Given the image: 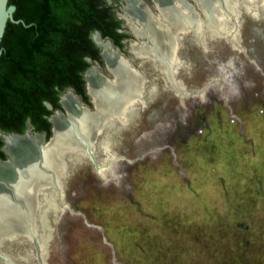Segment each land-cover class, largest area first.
<instances>
[{"label": "rangeland", "instance_id": "1", "mask_svg": "<svg viewBox=\"0 0 264 264\" xmlns=\"http://www.w3.org/2000/svg\"><path fill=\"white\" fill-rule=\"evenodd\" d=\"M108 2L123 13V0ZM257 4L237 0L232 13L213 19L215 25L194 0L187 4L198 11L200 24L172 32L171 40L179 57L171 70L184 95L172 90L154 59L145 58L150 61L138 70L141 104L96 133L99 172L87 152L64 155L58 188L73 172L62 196L57 184L41 189L35 234L19 228L2 235L0 243L22 234L23 245L8 241L11 255L1 264H39L42 248L44 264H264V30L247 22L240 50L209 42L230 34L242 12L264 19V3ZM160 12L158 7V24L169 28ZM199 41H208L206 53L199 45L191 48ZM123 53L131 56L127 48ZM101 68L109 74L105 63ZM103 86V96L114 92L113 85ZM162 94L168 95L165 105ZM58 198L66 210L57 216Z\"/></svg>", "mask_w": 264, "mask_h": 264}, {"label": "bare ground", "instance_id": "2", "mask_svg": "<svg viewBox=\"0 0 264 264\" xmlns=\"http://www.w3.org/2000/svg\"><path fill=\"white\" fill-rule=\"evenodd\" d=\"M128 1L131 3L134 19L138 22L142 21L141 24H144L141 14L136 10L135 4H133L134 0ZM156 1L158 2L160 13L168 23L166 27L169 28L153 26L149 28L151 29L150 34L147 30H143V27H145L143 25L139 28L133 27V30L141 39L138 43H135L137 42L136 40L133 42L135 44H130L131 51L139 58L154 59V65L158 69L164 70L168 79H170L169 82L167 81L169 85L184 95L183 89L179 90L177 88V81H175L174 72L171 70L172 66L177 63V58H179L175 52V44L171 43L172 32L196 30L200 24L199 14H196L198 11H195L193 6H187L182 0H167L165 5L163 0ZM253 1L260 5L264 3V0ZM196 2L205 15L209 17L207 21L211 22L210 25H215L216 22L213 19H218L219 16L226 13H232V8L235 7L237 0H196ZM156 21L160 22L158 19ZM95 40L105 50L104 57L114 77L111 80L106 79L96 69H91L95 67H90L87 70L86 80L88 89L91 92L90 95H93H91L92 99L95 98V111L89 113L87 110H80L78 104L77 106L75 104V97L73 98L69 92L63 97L62 101L70 119H64L65 117L62 115L61 117L58 113H56L58 115H53L52 121L54 123L55 136L50 145L48 144L49 146H43L40 143V139L38 141V139L30 137L11 136L7 139L5 150L9 153L10 160L8 159L7 163H0L2 181L0 182V239L2 235H7L12 230L19 228L23 229L27 234H35L33 223L38 209L39 195L44 189L43 187L57 184L63 168L62 158L64 155H69V152L73 150L83 151L80 154L87 152L88 154L83 155L94 162L99 172L94 153L95 149L92 148L96 133L103 126H111L112 119H114L113 121L123 119L126 108L127 111L130 107L135 109L142 102L143 76L138 70L136 71L132 68L131 63L116 56L115 58L112 57L114 56L112 50L107 51L106 49L109 44L105 43L98 35ZM147 48L150 49L149 52L151 53H147ZM147 61H150V59H146L145 62ZM98 76L102 80L101 82H99ZM103 80L107 85H113L114 92L111 91L112 94L107 96L101 94L98 86L101 85V88H105ZM95 113L97 117L93 116V119H91V115ZM71 118H76L73 126L70 124ZM38 146L42 149L46 148L39 150ZM60 181L61 187L58 188L60 185L57 184L58 186H55V188L61 197L62 180Z\"/></svg>", "mask_w": 264, "mask_h": 264}, {"label": "trees", "instance_id": "3", "mask_svg": "<svg viewBox=\"0 0 264 264\" xmlns=\"http://www.w3.org/2000/svg\"><path fill=\"white\" fill-rule=\"evenodd\" d=\"M16 5L1 42L0 130L26 129L31 119L51 135L48 115L61 108L59 94L74 87L85 94L87 58L103 63L91 35L99 30L122 46L121 21L106 0H9ZM3 141L0 137V145ZM3 154V152H2ZM4 156V154H3Z\"/></svg>", "mask_w": 264, "mask_h": 264}, {"label": "flooded vegetation", "instance_id": "4", "mask_svg": "<svg viewBox=\"0 0 264 264\" xmlns=\"http://www.w3.org/2000/svg\"><path fill=\"white\" fill-rule=\"evenodd\" d=\"M107 1V3L109 4V5H111L112 6V4L111 3H109L108 2V0H106ZM124 2H125V5H124V7L126 8L125 9V11H124V7H123V9H122V11H123V13H119V12H116L115 11V8L113 7V12H114V15H115V17L118 19V20H120L121 21V24H120V26L117 28V32H119V33H123V34H125V36L121 39V43H122V46H120V45H118V44H116L115 42H114V40L111 38V37H109V36H103V34L99 31V30H96V31H94L93 33H92V35H91V37H92V39H93V35L95 34V33H97V32H99L100 33V35H101V39H103V41H105V43H108L109 44V42L107 41V40H110L113 44H114V46L115 47H117L118 48V50H119V52H120V54L122 55V56H126V54H124L123 53V49L124 48H127V50L129 51V45H130V42L131 41H136L137 40V37L135 36V34L133 33V31H132V28H130V26L129 25H127L126 23V20L124 19V17L123 18H120L119 17V14H124L125 13V15L124 16H126L127 18H132V20L133 21H135V19H134V12L132 11V9H131V3L129 2L128 3V1L127 0H123ZM137 0H134L133 1V4H135V2H136ZM143 1H145L147 4H149V5H153V2L154 1H156V0H143ZM167 0H163V3H164V5H165V2H166ZM195 1V5L199 8V6H198V4H197V2H196V0H194ZM157 2V1H156ZM262 2V1H261ZM157 5H158V2H157ZM136 6V5H135ZM136 10L141 14V16H142V19H143V21H144V24H141V22H138L137 21V23H135L136 25H134L133 27H141V25H143V26H145V27H143V30H147V32H149L150 34H151V29H149L150 27H153V26H155V27H157V28H163V27H161L158 23L159 22H157L156 21V19H153V17L146 11V9L145 8H138L137 6H136ZM129 13V14H128ZM121 16H123V15H121ZM131 16H133V17H131ZM163 17V16H162ZM122 20H124V23H123V21ZM166 20V19H165ZM165 20H163L162 19V21L164 22ZM263 19H260L259 20V22H256V23H254L253 21H251V20H246L245 21V23H244V26H245V24L247 23V22H249V21H251V23L253 24V26H255V28H257V29H261V30H264V23H263V21H262ZM167 22V21H166ZM125 24V25H124ZM138 24V25H137ZM125 26H127L128 27V29H125ZM243 26V27H244ZM145 28V29H144ZM161 30V29H160ZM133 34V36H135V38H136V40H132V39H130V35L131 34ZM137 35V34H136ZM138 36V35H137ZM147 38V37H146ZM140 39L141 38H139V41H140ZM93 41H94V39H93ZM96 41V40H95ZM148 41V40H147ZM95 43V42H94ZM98 44V43H97ZM127 44V45H126ZM111 46H110V44H109V46L106 48L107 49V51H111V48H110ZM151 47H152V45H151ZM153 48V47H152ZM100 49V48H99ZM102 49V48H101ZM101 49H100V55H101V57H102V60H103V63H101L100 61H98V60H92L91 58H87V60L89 61V62H91V65L83 72V78H84V81H85V89H86V95H87V99H86V97H85V94H82V93H80V92H77V90L74 88V87H72V86H70V87H67V88H65L63 91H61V93L59 94V103H60V105H61V108H54L53 106H52V104H50V103H46L47 104V107L49 108V109H51L52 110V113L50 114V115H48V120H49V122L51 123V135L48 137V135H47V132L45 131V130H38L37 129V126H36V124H33V122H32V120L31 119H28L27 121H26V129L24 130V132H22V133H20V132H18V131H16V130H6V129H1L0 130V137H1V139H2V141H3V144L2 145H0V159H2V160H8L10 157H9V153H7V150H5V147L7 146V139L9 138V136H10V134H13V133H19V134H24L28 129H30V132L31 133H33V134H35V133H41V134H43L44 136H45V138L48 140V139H50V137L52 136V134H53V128H54V123H53V121H52V118L55 116V115H58V114H56L57 113V111L59 110L61 113H64V114H67L68 112H66V109H65V106H63L64 104H63V97L66 95V94H68L69 92H70V94L72 95V97L74 98V101H75V104H76V106H77V103H80V105L82 106V107H86V108H90V109H94V104H93V101H92V97H91V95L89 94V92H88V89H87V80H86V78H87V74H86V72H87V70L90 68V67H92V66H94V65H97L98 67H99V69L103 72V69L101 68V65L102 64H106V61L104 60V58H103V56H102V54H101ZM148 49V48H147ZM103 51H104V55H105V50L104 49H102ZM130 51H131V48H130ZM150 51V49H148V51H147V53H151V52H149ZM132 52V51H131ZM130 53V52H129ZM112 54V53H111ZM134 54V53H133ZM112 57H114L115 58V56H112ZM127 57V56H126ZM92 63H95V64H92ZM145 63V62H144ZM144 63H143V66H144ZM107 65V64H106ZM134 70H139V71H142L143 72V69L144 68H142L141 67V64L140 63H138V62H136L134 65H133V67H132ZM92 69H94V68H92ZM91 70V69H90ZM89 70V71H90ZM88 73V72H87ZM104 73V72H103ZM142 76V75H141ZM98 78H99V82H101L102 80L100 79V77L98 76ZM105 84V82L103 81V85ZM99 88H101L102 86L101 85H99L98 86ZM90 91V90H89ZM91 93V92H90ZM164 94H162V99H161V102H162V104H164L165 105V101H166V98H168V95L167 96H163ZM93 96V95H92ZM76 99V100H75ZM95 99V98H94ZM163 99H165L164 101H162ZM77 102V103H76ZM63 109H65V112H62V110ZM151 109V106H149L148 108H146V109H144L143 110V114H142V116H144V113L146 112L147 113V111L148 110H150ZM78 110V109H77ZM97 110V109H96ZM97 112V111H96ZM69 114V113H68ZM54 115V116H53ZM61 116V115H60ZM93 116H95V117H97L96 116V113L94 114V115H91V119H93ZM146 116V115H145ZM62 117V116H61ZM68 117H69V115H68ZM64 119H70V118H64ZM74 119H76V118H71V120H70V124L73 126V123H75V121H74ZM143 119H145V118H143ZM54 136H55V131H54ZM11 137V136H10ZM30 138H33V137H30ZM33 139H35V138H33ZM38 139V141H39V138H37ZM50 145V144H49ZM48 145V146H49ZM47 147V146H46ZM46 147H44L43 149H45ZM2 152H3V154H4V156H3V154H2ZM31 152H33V150H31ZM10 160V159H9ZM1 163V162H0ZM7 163V162H6ZM3 164V163H2ZM0 182H2L1 181V177H0ZM4 186H5V184H4ZM52 215V214H51ZM15 239H20V241H18L16 244L18 245V244H22L23 245V238L22 237H17V238H15ZM15 239H12V240H15ZM0 241H1V239H0ZM8 239H4L3 240V243L1 242L0 243V251H1V253H5V255L6 254H8L9 253V245H8ZM18 247V249H19V246H17ZM14 249V248H13ZM15 250V249H14ZM18 253H19V250H18ZM6 258V257H5ZM5 258H3V257H0V264L1 263H3V261L6 263V259ZM5 259V260H4ZM23 261V262H22ZM21 261V264H26V263H24V261L25 260H22ZM27 261V260H26ZM27 264H28V261H27Z\"/></svg>", "mask_w": 264, "mask_h": 264}, {"label": "water", "instance_id": "5", "mask_svg": "<svg viewBox=\"0 0 264 264\" xmlns=\"http://www.w3.org/2000/svg\"><path fill=\"white\" fill-rule=\"evenodd\" d=\"M187 4H192L193 5V0H184ZM135 5L138 7V8H145L146 9V11L153 17V19H156L157 17H158V7L156 6V3H155V1L153 2V5H149V4H147L145 1H143V0H137L136 2H135ZM16 5L15 4H9V0H0V46H1V42H2V39H3V36H4V34H5V31H6V27H7V24H8V21L9 20H11V21H14V22H20L21 20H17V19H15V17H14V13H15V11H16ZM124 11H125V7H124ZM121 15H123V16H121ZM119 17L120 18H123L124 17V19L126 20V24L127 25H129L130 26V28H132L133 27V25H135V22H133L132 20H131V18H127L126 16H124V14H119ZM240 18H241V22L240 23H238V25H237V27H235V29H233L232 30V32H230V34H228V35H224V34H222V33H218L216 36H213L212 38H210L209 39V42L210 41H213V42H218V41H223V42H226L232 49H237V50H240V49H242L243 48V46H242V30H243V26H244V23H245V21L246 20H251V21H253L254 23H256V22H259V20L260 19H257V18H255L253 15H250V14H248L247 12H242L241 14H240ZM263 21V23H264V19L262 20ZM207 33H209L208 31H207ZM96 35H99L100 37H101V35H100V33L99 32H97V33H95V36H94V42H95V44L100 48V46L97 44V42L95 41V37H96ZM108 42H109V44H110V48H111V50H112V53H113V55L114 56H116V57H119V58H121V59H123V60H125L126 62H129V63H131V65H132V67H133V65L136 63V62H138V63H140L141 64V67L143 66V63L146 61V59L145 58H139V57H137L135 54H133L131 51H130V48H128L129 49V52H130V54H131V56H128V57H126V56H122L121 54H120V52H119V50H118V48L117 47H115L114 46V44L110 41V40H107ZM133 43V41H131L130 42V44H132ZM197 45H199L200 47H201V49H202V51H204L205 53L210 49V47L208 46V41L206 42V45H207V47L208 48H206V45H202V43L199 41V42H195L194 43V45L191 47L192 49H195L196 48V46ZM188 46V45H187ZM129 47H130V45H129ZM189 47V46H188ZM185 50H187V49H184L183 48V46H181V49H180V55L181 56H183V52L185 51ZM1 53H2V51H1V48H0V55H1ZM101 54H102V56H103V58H104V60L106 61V58L104 57L105 55H104V51L103 50H101ZM197 56V55H196ZM202 54H201V58H202ZM189 59V58H188ZM106 64H107V68H108V70H109V74H105V73H103L100 69H99V67L97 66V65H94V66H92V67H95V69L97 70V72L100 74V75H102V76H104L106 79H108V80H111L112 79V77H113V74L110 72L111 70H110V68H109V66H108V63H107V61H106ZM188 78V75H185V78ZM87 89H88V84H87ZM172 90H174V89H172ZM176 91V90H175ZM88 92H89V94H90V91H89V89H88ZM92 101H93V104H94V109H90V108H84V107H82L81 105H80V103H77L78 104V107H79V109L81 110V109H84V110H87L89 113H93L94 111H95V108H96V106H95V102H94V99H92ZM150 104H151V102L150 103H148V105H146V104H144V106H142V110H144V109H146V108H148L149 106H150ZM57 113L58 114H60V115H62L63 117H65V118H69L68 116H67V114H64V113H61L59 110L57 111ZM135 120V122L133 123V125H135V123L137 122V120L138 119H134ZM133 125H130L129 127L131 128ZM10 136H16V137H21V138H23V137H33V138H35V139H37V138H39L40 139V143H41V145H43V146H46V145H48V144H50V142L53 140V137H54V129H53V134H52V136L50 137V139L49 140H47L46 138H45V136L43 135V134H41V133H35V134H33V133H31L30 132V129H28L24 134H19V133H13V134H10ZM9 136V137H10ZM6 161H8V160H2V159H0V162L1 163H5ZM71 167H75V166H71ZM76 168V167H75ZM74 169V168H73ZM72 169L70 168V170H69V172L65 175V177H64V183L62 184V187H63V191H64V187H65V183H66V181H68V179L70 178V176L72 175ZM59 199V201H60V205L61 206H59V208H60V211H59V214H57V216L58 215H61L65 210H66V205H65V202H64V199L63 198H58ZM56 201V200H55ZM57 202V201H56ZM41 213H42V211H41ZM53 216H54V214H52ZM40 216L41 215H39V218H40ZM41 219V218H40ZM40 219H38V222H37V224L39 225V227H40ZM41 232V231H40ZM40 234V233H39ZM41 234H42V232H41ZM23 235L21 234V235H18L17 234V236L15 237V238H17V237H22ZM50 237H52V235H49V237H48V239L50 238ZM14 237H11V238H4V239H8L9 241L10 240H12V239H15ZM23 238V237H22ZM4 239H2V243H3V240ZM37 244V245H36ZM35 245H36V248H37V256H38V245H40V242H39V240L37 241V242H35ZM46 245H48V243L46 244ZM42 249H43V251H42ZM41 249V251H40V254H42L41 256H40V254H39V260H41V261H39V264H44L45 263V261H46V258H47V255L44 253V248H42ZM10 254V253H9ZM11 255V254H10ZM44 255V256H43ZM43 256V257H42ZM46 256V257H45ZM0 257H3V258H5L6 257V255H5V253H1V251H0ZM25 260V259H24ZM23 262V261H22ZM44 262V263H43ZM24 263H26L27 264V261L25 260L24 261Z\"/></svg>", "mask_w": 264, "mask_h": 264}]
</instances>
